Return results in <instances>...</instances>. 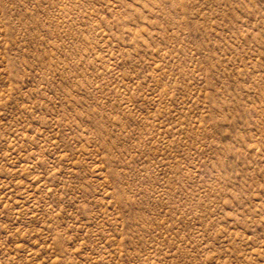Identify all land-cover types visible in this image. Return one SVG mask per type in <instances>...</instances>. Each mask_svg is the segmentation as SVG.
<instances>
[{"label": "rangeland", "instance_id": "1", "mask_svg": "<svg viewBox=\"0 0 264 264\" xmlns=\"http://www.w3.org/2000/svg\"><path fill=\"white\" fill-rule=\"evenodd\" d=\"M0 264H264V0H0Z\"/></svg>", "mask_w": 264, "mask_h": 264}]
</instances>
